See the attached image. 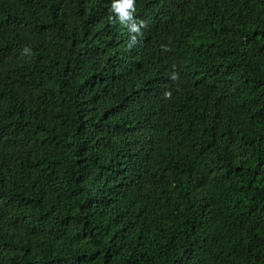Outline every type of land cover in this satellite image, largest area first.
I'll return each mask as SVG.
<instances>
[{"label":"trees","instance_id":"16d2710c","mask_svg":"<svg viewBox=\"0 0 264 264\" xmlns=\"http://www.w3.org/2000/svg\"><path fill=\"white\" fill-rule=\"evenodd\" d=\"M111 3L0 0V264H264V0Z\"/></svg>","mask_w":264,"mask_h":264},{"label":"clouds","instance_id":"9594fccd","mask_svg":"<svg viewBox=\"0 0 264 264\" xmlns=\"http://www.w3.org/2000/svg\"><path fill=\"white\" fill-rule=\"evenodd\" d=\"M136 0H112L110 20L113 23H119L126 26L130 33H138L140 28L135 21ZM142 23V22H141ZM136 37L130 36L132 43ZM131 47V44H129Z\"/></svg>","mask_w":264,"mask_h":264}]
</instances>
